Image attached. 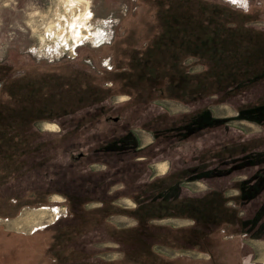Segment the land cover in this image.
Listing matches in <instances>:
<instances>
[{"label": "trees", "instance_id": "obj_1", "mask_svg": "<svg viewBox=\"0 0 264 264\" xmlns=\"http://www.w3.org/2000/svg\"><path fill=\"white\" fill-rule=\"evenodd\" d=\"M151 2L155 10L150 42L125 49L128 55L115 56L101 75L83 69L9 80L11 97L0 104V187L8 188L0 198L11 206L3 215L15 216L24 205L44 203L52 192L66 195L67 214L45 228L55 229V254L69 248V264L196 262L164 256L156 250L158 245L207 253L210 258L203 264H246L252 252L244 236L264 239V146H260L264 137L241 140L205 131L228 127L227 117L212 114L209 106L215 102L235 105L239 111L235 118L264 127V0H251L247 7L227 0ZM191 57L204 68L192 71L187 62ZM115 93L141 101L137 112L149 111L151 125L147 127L154 131L158 144L155 149L154 144L148 146L149 158L135 159L145 149L132 128L146 125L125 119L123 123L120 116L115 120L105 114L113 108L109 99ZM160 98L203 104L195 103L188 114L171 116L161 111L155 116L152 102ZM43 120L61 123L57 138L39 129L37 122ZM103 122L110 125L99 130ZM68 124L72 126L69 142L63 143ZM195 131L200 133L202 146L190 143V157L181 156L166 174L151 177L150 159L172 150L179 141L193 139ZM57 143H63L62 156L56 152ZM64 156H69L68 161ZM95 162L107 167L94 169ZM239 169H251V174L233 181ZM26 171L41 180L32 196L16 186ZM199 179L208 181L211 188L186 189L184 182ZM115 182H122L123 187L114 193L109 187ZM232 184L239 186L237 195L227 192ZM120 194L137 205H114L112 200ZM94 201L101 203L88 205ZM114 214L134 218L137 224L114 225L109 221ZM167 218L191 219L192 223L157 222ZM105 240L119 244L117 250L124 256L115 261L98 257L107 248L98 244Z\"/></svg>", "mask_w": 264, "mask_h": 264}, {"label": "rangeland", "instance_id": "obj_2", "mask_svg": "<svg viewBox=\"0 0 264 264\" xmlns=\"http://www.w3.org/2000/svg\"><path fill=\"white\" fill-rule=\"evenodd\" d=\"M227 1L237 6L245 5L243 7H247L251 2V0ZM154 10L155 5L151 0H0V104L11 97L12 86H10L9 80L26 74L37 73L38 75L40 72L65 74L86 69L94 75H101L100 71L103 67L112 66L115 56L121 59L125 57L123 52L126 56L128 55L125 49L131 51V47L146 46L150 42ZM116 45L120 46V49L114 50ZM187 62L192 71L204 68V65L196 62L193 57L189 58ZM123 64H127L126 61ZM131 99V95L127 93L113 94L109 99L113 108L106 109L105 114H109L113 119L118 115L122 118L120 122L123 121V123L125 119L146 125L132 126L138 137L139 146L144 147L146 152L136 154L135 159L142 161L149 158L148 155L152 153L148 149L149 145H156L154 149L158 147L157 138H155L154 131L147 127L151 125V116H147L149 111L137 112V105L141 101ZM187 102L160 98L152 102L156 107L152 105L151 108L155 116H159L161 111L176 116L190 113L195 103L198 106L203 104L200 100L193 101L191 104L190 101ZM119 105L124 106L120 108ZM209 107L214 116L228 118L226 124L228 127L220 130L210 128L211 130L205 131L206 134L214 133L216 135L219 133L222 137L232 135L241 140L264 137V127L261 124L245 118H235L239 113L235 105L227 102H215ZM48 123L55 126L50 128ZM109 125V123L103 122L98 127L99 130H106ZM37 126L41 131L52 135L51 138H57V133L61 132L63 128L60 122L54 120L38 121ZM71 127L69 128V124L65 127L63 143L69 142ZM199 134L198 131H195L191 134L193 139L179 141V144L172 150H163L160 155L153 156L148 165L149 175L151 177L162 176L167 173L174 161L178 163L181 156L190 157L187 154L191 149L190 143H193L192 147L194 144L198 147L202 146ZM84 135L87 136L86 133ZM63 143H57V154L61 155L60 146ZM260 146H264V144ZM66 158L69 156H64V159ZM66 161L68 160L66 159ZM92 167L102 170L107 165L95 162ZM251 168L253 170L255 167ZM234 172L233 181H238L247 178L251 174V169H239ZM67 175L69 176V171ZM146 175L148 177V174ZM227 179L223 180L227 182ZM40 184L39 177H36L31 171H26L19 175L16 186L26 191L27 195L32 196L35 189H40ZM184 185L191 192H200L211 188L209 182L202 179L187 181L184 182ZM121 187H123L122 182H115L109 187V191L115 193ZM238 187V185L232 184L227 192L230 195H237ZM7 189V186L0 187V194L8 191ZM39 196L41 195L39 194ZM112 201L114 205L122 208H133L137 205L132 198L123 194L116 196ZM100 203L94 201L88 205L96 206ZM58 204H61L67 212L69 199L62 193L52 192L44 203L24 205L17 215L9 217L3 214H8L11 206H7V203L2 202L0 198V264H69L65 259H69V248L55 254L53 248L55 247L53 246L55 229L44 227L31 232L35 226L52 224L49 221L59 215V209L55 207ZM55 209L57 213L54 212ZM15 221L17 223L18 221L20 223L28 221V224L18 223L19 225H17ZM109 221L120 227H134L137 224L136 219L123 214H114L109 217ZM157 222L179 226L190 224L192 220L167 218ZM244 242L252 252V257L246 259V264H264V258L255 260L256 250L257 252L264 251V239L249 238L245 235ZM101 244L104 245L99 247L111 249L104 251L106 253L109 251L115 253L113 249H117L114 248L117 243L111 240H105ZM118 246L119 244L116 245V247ZM156 250L171 259L192 258L196 260L194 264H203L210 258L209 254L204 252L174 249L163 245L156 246ZM121 253L122 255L115 259H101L105 261L119 260L124 256V253ZM81 261L83 260H79V262ZM183 261L185 264L190 263L188 260Z\"/></svg>", "mask_w": 264, "mask_h": 264}, {"label": "crops", "instance_id": "obj_3", "mask_svg": "<svg viewBox=\"0 0 264 264\" xmlns=\"http://www.w3.org/2000/svg\"><path fill=\"white\" fill-rule=\"evenodd\" d=\"M243 6H245V5H243ZM55 207H58V209H59V215H57L54 219H52V220H50L49 221V223H53V222H55L58 218H60L61 216H65L66 214H67V212H68V210H67V212L64 210V207L61 205V204H58L57 206H55ZM66 212V213H65ZM20 220V219H19ZM22 220V219H21ZM17 221H15V224H17V225H19V224H24V225H27L28 224V221H21V223H16ZM18 222H20V221H18ZM23 222H25V223H23ZM48 224H44V225H38V226H35V227H33V229L31 230V232H34L35 230H37V229H42V228H44V227H46ZM100 245H104V244H101V243H99L98 244V246H100ZM117 245V244H116ZM116 245H114V248H117L116 247ZM106 250H111V249H104V250H102L97 256L98 257H100V258H107V259H115L116 257H120L121 255H122V253L120 252V251H117V249H113L114 251H115V253H113V252H111V251H109V252H104V251H106ZM113 253V254H112ZM261 258L263 259L264 258V251L262 250V252L261 251H258L257 252V250H256V257H255V260H261ZM66 259V261L69 263V259H67V258H65Z\"/></svg>", "mask_w": 264, "mask_h": 264}, {"label": "bare ground", "instance_id": "obj_4", "mask_svg": "<svg viewBox=\"0 0 264 264\" xmlns=\"http://www.w3.org/2000/svg\"><path fill=\"white\" fill-rule=\"evenodd\" d=\"M48 125H49L50 128H53V127L55 126L54 124H51V125H50V123H48ZM163 165H164V164H163ZM163 165H162V166H163ZM54 212L57 213V210L55 209ZM16 223H17V222H16ZM18 223H20V222H18Z\"/></svg>", "mask_w": 264, "mask_h": 264}, {"label": "water", "instance_id": "obj_5", "mask_svg": "<svg viewBox=\"0 0 264 264\" xmlns=\"http://www.w3.org/2000/svg\"><path fill=\"white\" fill-rule=\"evenodd\" d=\"M115 120H118V117H115Z\"/></svg>", "mask_w": 264, "mask_h": 264}]
</instances>
